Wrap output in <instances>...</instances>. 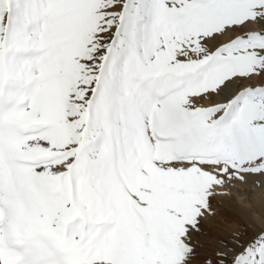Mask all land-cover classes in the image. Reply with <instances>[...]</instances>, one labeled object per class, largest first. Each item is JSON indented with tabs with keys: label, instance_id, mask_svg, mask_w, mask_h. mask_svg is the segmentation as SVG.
I'll use <instances>...</instances> for the list:
<instances>
[{
	"label": "snow or ice",
	"instance_id": "obj_1",
	"mask_svg": "<svg viewBox=\"0 0 264 264\" xmlns=\"http://www.w3.org/2000/svg\"><path fill=\"white\" fill-rule=\"evenodd\" d=\"M264 0H0V264H264Z\"/></svg>",
	"mask_w": 264,
	"mask_h": 264
},
{
	"label": "bare ground",
	"instance_id": "obj_2",
	"mask_svg": "<svg viewBox=\"0 0 264 264\" xmlns=\"http://www.w3.org/2000/svg\"><path fill=\"white\" fill-rule=\"evenodd\" d=\"M231 213L230 216L232 219H238L236 215H234V211L236 209H247L251 207L253 204L260 206L261 208H264V189L260 188H255V189H243L241 192H233L231 194ZM223 209L226 210L224 206H222ZM209 227H213L211 224H209ZM239 227L232 228L233 229H238ZM213 230V229H212Z\"/></svg>",
	"mask_w": 264,
	"mask_h": 264
},
{
	"label": "rangeland",
	"instance_id": "obj_3",
	"mask_svg": "<svg viewBox=\"0 0 264 264\" xmlns=\"http://www.w3.org/2000/svg\"><path fill=\"white\" fill-rule=\"evenodd\" d=\"M216 209V215L213 217L209 224H211L213 227H209L211 230H215L217 228H220L222 230H230L232 228L239 227V224L236 222L237 219H232L230 216L231 211L223 209L222 205L215 204L214 205Z\"/></svg>",
	"mask_w": 264,
	"mask_h": 264
}]
</instances>
